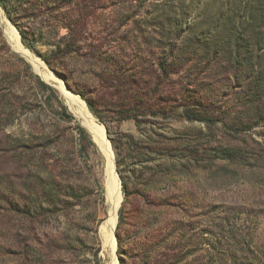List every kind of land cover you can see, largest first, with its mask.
I'll list each match as a JSON object with an SVG mask.
<instances>
[{"label": "rangeland", "instance_id": "obj_1", "mask_svg": "<svg viewBox=\"0 0 264 264\" xmlns=\"http://www.w3.org/2000/svg\"><path fill=\"white\" fill-rule=\"evenodd\" d=\"M3 1L19 28L0 4V264L117 259L102 232L111 162L68 106L65 84L94 102L101 119L86 109L108 132L127 187L119 209L129 218L126 248L152 244L146 237L157 231L158 245L146 249L159 264H264V90L254 88L264 69V0H104L90 28L97 50L85 46L56 69L44 58L68 31L48 12L49 0ZM98 46L103 53L92 55ZM134 81L159 91L140 95L127 87ZM140 99L143 113L134 108ZM198 102L224 121L185 118L184 106ZM123 105L139 116L123 119ZM63 106L74 120L60 115ZM225 148L241 157L223 158Z\"/></svg>", "mask_w": 264, "mask_h": 264}, {"label": "trees", "instance_id": "obj_2", "mask_svg": "<svg viewBox=\"0 0 264 264\" xmlns=\"http://www.w3.org/2000/svg\"><path fill=\"white\" fill-rule=\"evenodd\" d=\"M43 3H45V0H39ZM29 3L32 4L31 0H28ZM104 0H52L48 2V6H46L47 10L51 14H55V16H52L54 21L58 24L60 28L66 29L68 31V34L61 39L62 46H59L58 49L51 54L50 56H45L44 60L45 63L53 69L55 68V65L58 63H62L69 57H77L83 55L82 51L86 48L89 47L90 49H96L94 44L92 43L94 41L93 37V32L90 30L93 22L96 20L97 17H99V14L97 16V11L100 8V6L103 5ZM0 4L3 7V9L7 12V17L8 19L19 28L18 22L12 18L9 10L7 9V6L3 0H0ZM50 4H53V6H50ZM57 27V26H56ZM54 27V28H56ZM101 44H104L102 42L101 38L97 39ZM22 42L23 44L31 51H34V48L31 46L29 39L27 38L25 33H22ZM86 46V47H85ZM97 47V46H96ZM97 50V49H96ZM102 54L103 52L101 49L99 50L98 46V51L97 52H92V55H95L96 53ZM259 58L261 59V56L259 55ZM165 64H161V69L162 71ZM163 67V68H162ZM159 79V77H158ZM39 83L51 90L55 91L53 88L45 84L44 81H41L39 79ZM124 85V84H122ZM135 85V86H134ZM126 87V86H125ZM128 89L130 91H135V88L138 89V94L146 95L148 96V93H151L152 96L157 95L159 91V86L157 85L156 87L150 89L141 86L138 84L137 81H134V84H129L127 85ZM254 88L256 90L263 89L264 90V69L261 71L258 80L254 84ZM259 97V94L256 93ZM82 98L84 99V102L86 105L85 107L89 109L97 118L101 119V116L99 112L95 109L94 102L90 99H88L85 94L81 93ZM141 97V96H140ZM126 100H134V96L131 95L130 98H126ZM141 100V99H140ZM160 100V99H159ZM143 100L141 102H135L134 108H139L142 113L146 111V105H142ZM167 104L166 102H164ZM197 108L194 109H189L187 106H184L185 113L184 116L190 121H198L202 123H206L207 125H216L217 123L223 122L224 117L217 115L216 112L211 111L207 106V104H203V102H198L195 104ZM121 107V105H120ZM173 107V106H172ZM134 108H129L126 105L122 106V112L124 114L123 119H136L139 114L134 113L135 110H132ZM151 109V108H149ZM172 111V108L171 110ZM149 113L152 115H158V113H162L167 117L165 114V110L162 111H155L154 108L152 110H149ZM60 115L67 119V120H74V116L68 111V109L63 106L62 110L60 112ZM79 132L82 134L84 139H88L92 146L96 147L95 140L91 139L89 134L86 132V130L82 127L79 128ZM89 132V131H88ZM91 135V134H90ZM222 157L228 160L231 159H238L240 158L241 152H238V150L231 149V148H225L221 151ZM124 194L127 197L126 194V184L124 182ZM106 193V192H105ZM103 190H102V200L105 201V198L103 197ZM107 200V199H106ZM147 206H151L152 203L150 200L146 199L145 200ZM125 207H123L120 212H119V217H120V223L118 225L117 229V239H118V255L121 260V264H130L128 262V259L131 260V264H138V262L135 260L136 258L139 259L140 261H143L144 264H159V259L157 257L150 256L149 250L146 249V247H151V245L154 243V241L160 237L159 233L155 231L153 234L150 236L147 235L146 238H151V243L149 245H146L143 241L140 243H137L136 245H132L129 248H126V244L124 243V235L122 233V225L126 221H128V215L125 213ZM154 245H158V243H154ZM162 264V263H161Z\"/></svg>", "mask_w": 264, "mask_h": 264}, {"label": "bare ground", "instance_id": "obj_3", "mask_svg": "<svg viewBox=\"0 0 264 264\" xmlns=\"http://www.w3.org/2000/svg\"><path fill=\"white\" fill-rule=\"evenodd\" d=\"M5 17V16H4ZM3 22L8 25L9 30L11 31V40L13 44L17 45L18 49L24 53L23 45L20 42V37L15 30L14 27H12L10 24L7 23L6 20L3 19ZM35 65L38 67V69L41 71V74L47 79L52 81H58V78L53 75L49 70L48 67L40 62H35ZM67 103L70 109L77 114L79 117H81L84 121V124L87 126L88 130L93 134L94 138L96 139L97 143L100 145V147L104 150L105 153H107V156L111 162V171L109 176L108 184H113L116 192L119 194L118 197V204L116 211L113 213V217L111 219V229L110 231H107L106 227H102V232L104 239L106 241V244H110L109 249L112 250V253L115 255L116 248H117V240L115 237V228L118 221V210L119 206L122 202V194H121V182L119 181V175L117 174V171L115 170V164H114V157L113 153L109 151V141L106 137L105 131L99 126L97 119L91 115L84 103L82 102L81 98L74 93L70 92L67 89ZM72 113V112H71ZM73 114V113H72ZM113 264H118V260L115 258Z\"/></svg>", "mask_w": 264, "mask_h": 264}, {"label": "water", "instance_id": "obj_4", "mask_svg": "<svg viewBox=\"0 0 264 264\" xmlns=\"http://www.w3.org/2000/svg\"><path fill=\"white\" fill-rule=\"evenodd\" d=\"M10 22V21H9ZM12 24V23H11ZM13 25V24H12ZM14 26V25H13ZM21 36V35H20ZM51 71V70H50ZM52 72V71H51ZM55 75H57L55 72H53ZM65 86H66V88L69 90V91H71L72 93H74L73 92V90L71 89V87L69 86V85H66L65 84ZM75 94V93H74ZM75 95H77V94H75ZM78 96H80V95H78ZM104 126V125H103ZM84 127V126H83ZM104 128H105V133H106V136H107V139L109 140V136H108V132H107V130H106V127L104 126ZM110 141V140H109ZM96 143V142H95ZM114 162H115V170L117 171V169H116V161H115V158H114ZM107 159H106V171H107ZM117 174H118V171H117ZM119 175V174H118ZM119 178H120V176H119ZM120 180H121V178H120ZM105 186H106V188H105V190H106V193H105V195H106V199H107V204H108V211H107V217H106V220H105V222H104V226L106 227V229H107V231H110V229H111V226H112V224H111V219H112V217H113V213L116 211V208H117V204H118V197H119V194L116 192V189H115V187H114V185L113 184H108L107 183V179H106V184H105ZM122 187H123V184H122V180H121V190H122ZM121 193H122V191H121ZM123 194V193H122ZM123 201V200H122ZM122 204V203H121ZM121 208V205L119 206V209ZM118 214H119V210H118ZM119 216V215H118ZM103 227V226H102ZM116 230H117V227H116V229H115V237H116V239H117V236H116ZM109 246H110V244H107L105 247L106 248H109ZM117 247H118V240H117ZM117 260H118V264H119V257H118V254H117Z\"/></svg>", "mask_w": 264, "mask_h": 264}]
</instances>
